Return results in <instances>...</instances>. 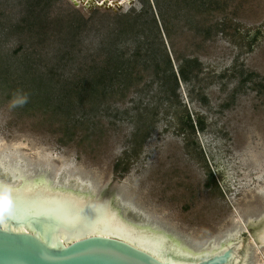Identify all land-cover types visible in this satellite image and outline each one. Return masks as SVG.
I'll return each instance as SVG.
<instances>
[{"label":"rangeland","instance_id":"obj_1","mask_svg":"<svg viewBox=\"0 0 264 264\" xmlns=\"http://www.w3.org/2000/svg\"><path fill=\"white\" fill-rule=\"evenodd\" d=\"M120 1L0 0V162L192 243L246 235L264 213V0Z\"/></svg>","mask_w":264,"mask_h":264},{"label":"bare ground","instance_id":"obj_2","mask_svg":"<svg viewBox=\"0 0 264 264\" xmlns=\"http://www.w3.org/2000/svg\"><path fill=\"white\" fill-rule=\"evenodd\" d=\"M19 165L15 163L10 167L0 162L2 173L10 178L6 180L0 177V203L4 205V210L0 212V226L4 228L30 231L43 238V234L36 231L29 222V217H34L43 219L44 232L49 230L53 243L62 241L67 244L86 235H106L129 242L162 261L179 264L201 260L220 253L228 246H232L233 251L227 264H250L249 243L254 241L257 245L264 244V225L253 234L249 233L247 238L241 236L238 228H232L220 237H211L203 244L192 243L185 236L162 227L144 211L137 209L141 218H128L110 200L94 198V189L88 186L73 187L55 183L51 177L43 174L27 176ZM62 175L67 174L59 173L56 176ZM7 193L9 195H5ZM92 211L95 214L87 218V213ZM13 214L19 217V223L14 224L9 218ZM234 258H238V262Z\"/></svg>","mask_w":264,"mask_h":264},{"label":"water","instance_id":"obj_3","mask_svg":"<svg viewBox=\"0 0 264 264\" xmlns=\"http://www.w3.org/2000/svg\"><path fill=\"white\" fill-rule=\"evenodd\" d=\"M132 2L133 0H126ZM75 5L84 4L88 9L95 7L118 10L122 6L120 0H73ZM96 199L110 200L109 192H102ZM89 212L87 218L92 217ZM14 224L19 217L9 215ZM22 219V218H20ZM43 219L29 217L34 229L43 234L40 238L30 231H17L0 226V264H179L162 261L153 254L140 249L122 239L106 235H86L68 242L53 243L51 233L44 232ZM264 225V214L258 219H250L246 223L247 238L249 233L260 230ZM233 251L228 246L220 253L198 261L184 264H227Z\"/></svg>","mask_w":264,"mask_h":264},{"label":"snow or ice","instance_id":"obj_4","mask_svg":"<svg viewBox=\"0 0 264 264\" xmlns=\"http://www.w3.org/2000/svg\"><path fill=\"white\" fill-rule=\"evenodd\" d=\"M13 195L15 196L16 195V193L15 192H13ZM4 210V205L2 204V203H0V212H2Z\"/></svg>","mask_w":264,"mask_h":264},{"label":"trees","instance_id":"obj_5","mask_svg":"<svg viewBox=\"0 0 264 264\" xmlns=\"http://www.w3.org/2000/svg\"><path fill=\"white\" fill-rule=\"evenodd\" d=\"M181 76H182V78L187 79L186 75L183 74V71H182V75Z\"/></svg>","mask_w":264,"mask_h":264},{"label":"clouds","instance_id":"obj_6","mask_svg":"<svg viewBox=\"0 0 264 264\" xmlns=\"http://www.w3.org/2000/svg\"><path fill=\"white\" fill-rule=\"evenodd\" d=\"M25 99H26V97H25ZM23 101H21V103H22Z\"/></svg>","mask_w":264,"mask_h":264}]
</instances>
